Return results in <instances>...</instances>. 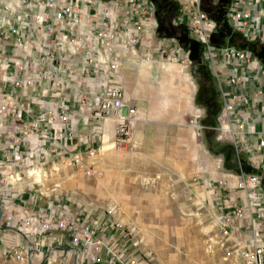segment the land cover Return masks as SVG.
Here are the masks:
<instances>
[{
	"label": "built area",
	"instance_id": "obj_1",
	"mask_svg": "<svg viewBox=\"0 0 264 264\" xmlns=\"http://www.w3.org/2000/svg\"><path fill=\"white\" fill-rule=\"evenodd\" d=\"M175 1L180 12L174 25H185L200 45L201 61L216 88V141L231 148L237 165V171H225L208 188L214 195L218 187L243 194L240 204H218L210 216L222 229L221 245L230 242L234 264H264V0H226L220 18L228 32L218 29L215 18L220 0ZM157 27L152 0H0V188L21 184L26 175L38 183L33 169L44 171L43 180L49 158L67 159L94 174L92 159L104 148H132L135 108L118 82L119 62L126 56H173L157 46L141 49L144 34L154 35ZM176 59L188 69L189 51ZM102 118L116 120L113 140L100 133L83 160L71 151L78 144L77 125ZM6 121L19 128L20 142L36 135L55 145L50 150L22 151L12 142L5 147ZM6 132L10 135L11 128ZM223 160L219 156L220 164ZM198 201L208 206L205 197ZM17 218L18 225L11 219L7 225L42 236L54 229L70 236L75 228L70 217L53 222L32 213ZM81 233L69 240L98 251L101 242L94 231L87 226ZM13 251L20 262L31 255L29 246Z\"/></svg>",
	"mask_w": 264,
	"mask_h": 264
},
{
	"label": "crops",
	"instance_id": "obj_2",
	"mask_svg": "<svg viewBox=\"0 0 264 264\" xmlns=\"http://www.w3.org/2000/svg\"><path fill=\"white\" fill-rule=\"evenodd\" d=\"M144 35L142 50L155 51L157 46L173 56L165 59L156 55L149 61L136 56L120 59L118 82L124 98L135 108L132 148H104L94 158L95 167L100 170L96 177H86L73 168L63 170L62 176L51 172L46 183L37 186L40 195L36 194L32 181L0 188V264H147L145 239L167 237L164 232L160 234L164 230L160 224L174 222L167 215L175 212L177 216L181 208L190 205V198L181 197L184 190L191 194L202 192L200 197H205L212 210L220 206L216 199L231 205L241 203L243 194L237 189H227L229 193L221 190L214 195L208 188L225 171H237V165L231 152L230 164L225 157L223 164L219 163L218 156L223 154L216 153V136L212 134L216 125L205 120L194 75L176 59L182 53L178 41L158 36L156 32ZM115 123L114 118H102L98 122L81 120L76 128L78 144L72 145L71 151L84 156L87 145L100 133L113 140ZM8 127L10 135L6 132ZM18 135L19 128L6 121L2 133V139L7 140L5 147L10 142L22 151L39 146L50 150L55 145L39 140L36 135L20 142ZM54 162L49 158L45 164ZM34 180L43 182L39 177ZM77 190L78 199L64 196L67 191L72 194ZM34 212H42L52 220L70 217L75 221L70 236L83 237L82 229L88 226L94 231V239L100 240V248L96 251L83 241L73 245L62 232L42 237L37 247L40 237L27 229L7 225L10 219L16 222L17 217ZM129 226L135 230L129 231ZM21 238L32 249L25 263L17 261L9 247L19 245ZM135 239L141 241L134 242ZM45 244L49 247L43 251ZM94 254L99 261L93 260Z\"/></svg>",
	"mask_w": 264,
	"mask_h": 264
},
{
	"label": "rangeland",
	"instance_id": "obj_3",
	"mask_svg": "<svg viewBox=\"0 0 264 264\" xmlns=\"http://www.w3.org/2000/svg\"><path fill=\"white\" fill-rule=\"evenodd\" d=\"M174 20L175 19L173 15L164 16L161 18L160 21L157 20V23H158L157 30L161 27H165L168 29V34H166L163 37L174 38V37L168 36L169 34L174 32L173 30V27L175 26ZM157 30H156V33H157ZM178 45L179 47H181L182 50L187 51L179 43ZM199 61H200L201 70L205 71L206 70L204 66L205 64L201 62L200 58H199ZM187 70L188 72H191L193 74L194 71L192 69L191 63ZM197 85H198V90H199V98L203 102L204 111L206 113L205 120L210 122L213 125H216V121H215L216 120L215 119L216 105L213 109H210V110L207 109V107L205 106V103H207L210 98L214 100L218 99L217 92H215L216 88L214 86V83L211 81V83L209 82L207 83V85H202L200 83ZM214 133L216 136V130L215 131L212 130V134ZM215 146H216L215 147L216 153L220 151L223 154V156L226 158L227 164H230L231 163V158H230L231 148L227 144L221 145L217 143V145ZM81 158H83V160L89 159L87 157L86 151L84 152V156L81 155ZM52 160L55 162L51 163L50 165L49 164L43 165L44 170L47 172V176L44 177L43 180H42V176L40 178V180L43 182H38V183L34 182L30 175H26L22 181V182L32 181L33 183H35V187H36L35 192L37 195H40V192L38 190V187H39L38 185H43L44 183H46V180L50 177L51 172L59 173L62 176L61 172L63 170L65 169L67 170L68 168H73L79 172H82L86 177L92 178V177H96L100 175V170L98 169L96 173L88 174L87 172H85L83 168H79L78 166H75V165L72 166L70 163L69 164L66 163L67 159H64V160L52 159ZM220 165H222V163ZM218 168H220V166ZM216 190L215 191L217 194L219 191L221 193V187L216 188ZM46 192L48 194L47 190ZM201 193L202 192L197 191L194 194H191V192L188 190H184L183 192H181L182 198H185V199L190 198L189 199L190 205H187L181 208L177 216L175 215V212L173 214L170 213L167 215L170 219L173 218L174 222H163L160 224L162 227H164V230L159 231L160 234L164 232V234H166L167 237L163 239H158L157 237L145 239L146 246H147L146 247L147 251L145 253V260L147 264H234V259H233L234 255L230 251L231 250L230 242H228V244L226 245L225 244L221 245L220 243L221 234L220 233L222 229L220 228L219 225L215 224L213 219L211 218L210 211H209L210 207L199 204L198 198L200 199ZM65 194L64 196H67V198H69L70 200L75 199V198L78 199L79 191L77 190L73 192L72 193L73 195L70 192L68 193V191ZM216 200H217V204H224V202L219 203L218 199ZM213 209H216V208L213 207ZM34 213H37V212H34ZM38 213H40L41 216L43 215L42 212H38ZM55 220H52V221L54 222ZM19 223L20 222H16L17 225ZM123 225L124 224H119L120 227ZM177 228H178V231L175 230ZM127 229H129V231H132V232L133 230H135L134 226H129L127 227ZM52 232H55V234L58 235L62 231L60 230L56 231V229H54L53 231L48 232L47 234L43 236L42 234H35L36 236L40 237V242L39 240L36 242L37 247L41 245L42 237L44 236L47 237ZM62 234H64V236L66 235L63 232ZM66 237L67 238L70 237L72 239L73 236L66 235ZM138 241H141V240L139 239L134 240V242H138ZM72 244L78 245V243H72ZM9 247L12 248V251H13L14 248L16 247L26 248L27 245H26L25 240L21 238L19 245L14 244ZM47 247H49V245L45 244L43 251H45ZM13 254H14V251H13ZM95 256L96 255L94 254L93 257ZM96 257L99 258L98 256ZM44 261H47L46 257ZM21 263H25V262H21ZM52 263H54L53 260H52Z\"/></svg>",
	"mask_w": 264,
	"mask_h": 264
},
{
	"label": "trees",
	"instance_id": "obj_4",
	"mask_svg": "<svg viewBox=\"0 0 264 264\" xmlns=\"http://www.w3.org/2000/svg\"><path fill=\"white\" fill-rule=\"evenodd\" d=\"M152 2L154 3V6H155L156 18L159 21L164 16L173 15L175 18L180 12V4L175 0H152ZM220 2H221L220 9L218 10V13L216 14L215 18H216L217 23L219 24L218 29L226 30V32H228V29L226 27L227 25H226L225 18H223L222 20L220 18V16L224 14L226 11V0H220ZM173 30L174 32L169 34L168 36L174 37L185 50L189 51V57L191 59V66L194 71L193 75L195 79L197 80L198 84L200 83L202 85H207V83L209 82L211 83L212 80L209 76L206 66L204 65L206 69L205 71L201 70L200 68V61H199V58L201 59L200 45L190 38L185 25H178V26L175 25L173 27ZM166 34H168V29L165 27H161L157 30L158 36H165ZM215 105H216V111H217L218 99L214 100L210 98L208 102L205 103V106L209 110L213 109Z\"/></svg>",
	"mask_w": 264,
	"mask_h": 264
},
{
	"label": "bare ground",
	"instance_id": "obj_5",
	"mask_svg": "<svg viewBox=\"0 0 264 264\" xmlns=\"http://www.w3.org/2000/svg\"><path fill=\"white\" fill-rule=\"evenodd\" d=\"M92 161H94V159H92ZM32 171L34 173V176L39 177V178H41L42 174L44 173L43 171H40L39 169H33Z\"/></svg>",
	"mask_w": 264,
	"mask_h": 264
},
{
	"label": "water",
	"instance_id": "obj_6",
	"mask_svg": "<svg viewBox=\"0 0 264 264\" xmlns=\"http://www.w3.org/2000/svg\"><path fill=\"white\" fill-rule=\"evenodd\" d=\"M2 216V202H1V197H0V218ZM32 249L29 247V252L31 253Z\"/></svg>",
	"mask_w": 264,
	"mask_h": 264
}]
</instances>
